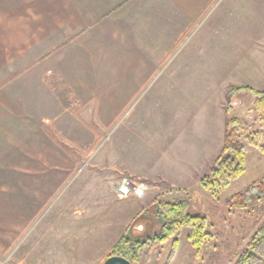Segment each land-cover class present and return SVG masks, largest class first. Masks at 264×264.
<instances>
[{"label":"rangeland","instance_id":"1","mask_svg":"<svg viewBox=\"0 0 264 264\" xmlns=\"http://www.w3.org/2000/svg\"><path fill=\"white\" fill-rule=\"evenodd\" d=\"M263 7L264 0H214L188 26H150V48L156 57L148 63L152 77L139 80L126 111L116 121L109 117L110 111L85 112L83 118L90 120L85 141L79 137L81 129H75L80 141L61 140L58 150L64 158L58 159V173L52 174L48 168L42 175H26L29 181L37 182L27 185L19 183L25 176L13 174L11 190H2L0 183V264H102L112 251L105 260L92 263L81 255L85 240L91 236L98 245L100 235L108 236L120 225L122 203L116 201L117 188L127 175L124 168L130 171L137 152L145 150V144L136 142L137 150L131 152L129 143L120 145L118 140L128 138L132 130L131 134L146 140L155 138L156 162L159 169L168 170L181 157L179 132H192L184 138L201 151L199 160L205 175L206 160L216 152V137L217 150L223 144L228 105L242 125L246 172L216 198L195 181L175 179L187 190L189 213L206 217L213 239L197 258L184 230L173 260L169 263V243L150 264H235L264 221V201L245 209L231 207L227 201L264 177V120L250 92L243 91L230 102L227 94L234 86L264 92ZM26 121L30 122L29 118ZM211 170L205 176L212 177ZM2 179L0 175V182ZM165 188L152 192L150 201L165 194ZM169 193L181 192L166 195ZM146 214L155 216V207ZM152 220L150 235L160 229L159 222ZM68 249L74 257L60 259Z\"/></svg>","mask_w":264,"mask_h":264},{"label":"crops","instance_id":"2","mask_svg":"<svg viewBox=\"0 0 264 264\" xmlns=\"http://www.w3.org/2000/svg\"><path fill=\"white\" fill-rule=\"evenodd\" d=\"M213 2L0 0L2 190L12 189L10 176L13 174L25 176L19 179V183L27 185L37 182L29 181L26 175H42L48 168L54 171L52 174L58 173V159L64 158L58 150L61 140L80 141L75 137V129H81L79 137L85 141V128L88 130L90 127V120L83 118V115L87 116L85 112L110 111L109 117L116 121L133 102L139 80L152 77L148 63L154 62L156 57L150 48V36L153 38L150 26H188ZM95 94L97 96L92 97ZM225 130L226 118L221 136L223 143ZM131 132L128 138L118 140L120 145L129 143L133 152L135 143L142 142L145 150L140 154L137 152L130 171H127L128 167L124 168L127 173L124 176L145 182L149 190L144 199L113 196L122 203L118 212L120 225L110 235H100L98 245L93 244L95 240H91V236L85 240L87 243L81 255L92 263L105 260L113 246L135 224L134 233L149 234L154 216L148 217L146 212L153 207L156 198L152 197L149 205L151 193L166 187V193L158 196L187 199V190L180 188L175 179L191 180L200 185L223 147L222 144L217 150L219 137H216V152L206 160V174L203 175V161L199 160L201 151H198L197 144L184 138L193 133L180 131L177 137L180 142L179 162L172 163L168 170H162L155 159V138L146 140L144 136ZM86 139L90 141V132ZM166 139L169 143V137ZM44 146L50 150H44ZM176 153L172 152L173 157ZM177 171H180L179 176L175 175ZM171 191L181 193L166 195ZM69 257H74V253L68 249L60 259Z\"/></svg>","mask_w":264,"mask_h":264},{"label":"trees","instance_id":"3","mask_svg":"<svg viewBox=\"0 0 264 264\" xmlns=\"http://www.w3.org/2000/svg\"><path fill=\"white\" fill-rule=\"evenodd\" d=\"M243 91L250 92L255 98V108L264 120V92L256 91L248 86H234L227 94L228 102ZM232 106L225 108L226 130L223 147L217 158L211 176H205L200 184L216 198L223 190L246 172L247 150L240 131L242 128L238 118L232 116ZM264 150V147L261 146ZM264 201V177L253 182L243 191L231 197L227 204L234 208L245 209L250 204ZM154 220L160 225L155 234H136L128 229L112 249V255L128 260L131 264H150L153 256H161L160 250L172 243L169 263L177 253L179 239L184 230L188 232V241L198 258L203 248L213 239L207 230V219L201 215L189 213L188 199L180 200L158 196L153 202ZM235 264H264V221L249 241L247 247Z\"/></svg>","mask_w":264,"mask_h":264},{"label":"built area","instance_id":"4","mask_svg":"<svg viewBox=\"0 0 264 264\" xmlns=\"http://www.w3.org/2000/svg\"><path fill=\"white\" fill-rule=\"evenodd\" d=\"M148 190L149 186L145 182L126 176L120 180L117 188V197L119 199L129 197L144 199L147 196Z\"/></svg>","mask_w":264,"mask_h":264},{"label":"water","instance_id":"5","mask_svg":"<svg viewBox=\"0 0 264 264\" xmlns=\"http://www.w3.org/2000/svg\"><path fill=\"white\" fill-rule=\"evenodd\" d=\"M136 227L137 224H135L132 229H135ZM102 264H131V263L125 258L115 255H110Z\"/></svg>","mask_w":264,"mask_h":264}]
</instances>
